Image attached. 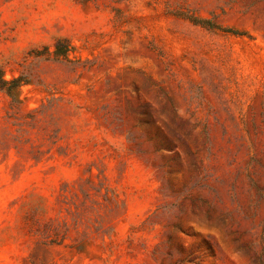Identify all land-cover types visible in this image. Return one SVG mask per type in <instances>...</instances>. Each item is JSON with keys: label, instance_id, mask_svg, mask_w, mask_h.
Instances as JSON below:
<instances>
[{"label": "rangeland", "instance_id": "1", "mask_svg": "<svg viewBox=\"0 0 264 264\" xmlns=\"http://www.w3.org/2000/svg\"><path fill=\"white\" fill-rule=\"evenodd\" d=\"M0 75V264H264V0H0Z\"/></svg>", "mask_w": 264, "mask_h": 264}, {"label": "trees", "instance_id": "2", "mask_svg": "<svg viewBox=\"0 0 264 264\" xmlns=\"http://www.w3.org/2000/svg\"><path fill=\"white\" fill-rule=\"evenodd\" d=\"M202 22L210 25V23L207 22L206 20H203ZM54 47H55L53 50L54 54L63 55L64 57H67V52L70 49H72V46L66 39H58L55 42ZM19 81H20V77H16V78L11 79L10 81H7L3 79L0 75V87H3L5 84L9 83L7 86L8 90H11L12 88L16 87Z\"/></svg>", "mask_w": 264, "mask_h": 264}]
</instances>
